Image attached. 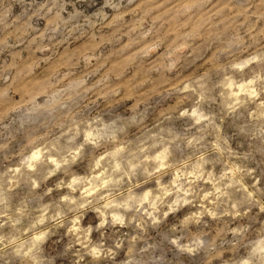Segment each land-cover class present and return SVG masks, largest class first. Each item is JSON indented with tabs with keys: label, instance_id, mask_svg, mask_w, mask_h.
<instances>
[{
	"label": "clouds",
	"instance_id": "obj_1",
	"mask_svg": "<svg viewBox=\"0 0 264 264\" xmlns=\"http://www.w3.org/2000/svg\"><path fill=\"white\" fill-rule=\"evenodd\" d=\"M83 3L41 0L17 27L0 2V120L26 118L0 185V262L56 264L46 248L63 242L70 264H264V0ZM133 73L144 84L125 99ZM37 115L55 118L26 130ZM24 177L39 203L13 205Z\"/></svg>",
	"mask_w": 264,
	"mask_h": 264
},
{
	"label": "rangeland",
	"instance_id": "obj_2",
	"mask_svg": "<svg viewBox=\"0 0 264 264\" xmlns=\"http://www.w3.org/2000/svg\"><path fill=\"white\" fill-rule=\"evenodd\" d=\"M4 4V6L8 9V16L12 21H15V26H23L26 21H28L29 17L32 15V12L39 6L41 3V0H0ZM148 3H153V0H148ZM94 5L98 6V0H85V3L78 4L77 8L80 9L84 15H89L94 11ZM154 12H158L157 9L148 7L145 9L144 13L142 14L141 18L137 21L136 26L132 28V32L135 33L137 30V27L144 24L146 22L145 18L152 15ZM168 15V11H164L163 13H158L154 16H152V19L150 21H147L148 23H156L161 20L162 16ZM31 30L35 31L41 26V21L39 18H33L31 21ZM106 41L104 39L101 40L99 45H96V47H101ZM134 41H129L124 44V46L119 50L121 53L125 50L131 49L133 46ZM143 54L147 56L150 52H153L154 49L149 46L144 48ZM199 50H197V53ZM137 53H133L130 56L125 57L122 61L119 63H112L109 72H115L116 78L119 79L121 76H123L129 69V67L132 65L133 61L135 60ZM215 59H219V57H214ZM0 59H3L0 57ZM103 67V65H101ZM29 70H31L29 68ZM207 76V74H205ZM105 79H107V73L105 74ZM136 79V73H133V76L126 80L122 87L126 90L128 95L125 97V99H131L132 93L136 91V89L143 86L144 81L141 80L138 83H134ZM93 103H95L93 101ZM134 110V109H133ZM169 111H172V109H169ZM12 114H15V110H12ZM4 117L9 116V112H4ZM112 114H109L106 116V118H111ZM55 117H49L47 115H37L31 118H27L30 120V124L26 126V130H31L32 128L40 125L42 122H46L50 119H54ZM25 117L23 116H14L10 118L9 121H6V123L9 124V127H4L2 120H0V185L4 183V180L9 177V173L6 171V167L10 166L13 163V160L16 158V154L18 151H22V148L20 146V139H19V133L17 132L19 124L23 123L25 121ZM170 123L173 126V129L175 127L181 128L183 126L184 122H176L175 120H171ZM257 148H259L258 145L253 146V150L255 151ZM244 151H247L248 148L245 146L243 149ZM190 154L189 150L186 149L183 146V143L181 142L178 146L174 147L173 149V157L172 159L174 161L183 159L187 157ZM255 163L260 164V170L264 171V156L256 155ZM219 167V165H218ZM44 171L43 166H41L40 172L37 173V175H42ZM27 177L23 178V184L21 187H19L15 192H13L9 199L11 200L12 204L15 205L18 201L21 199H27L29 203H39V197L34 196L32 193H28L27 197H25L26 192V185H27ZM54 195H59L54 194ZM95 223V220L91 217L89 218L86 223ZM171 222V221H170ZM213 225L209 224V229H205L212 231ZM2 234V233H0ZM154 239L159 240L160 237L156 234H152ZM95 238V235H94ZM230 239V238H229ZM225 247H228L226 244ZM63 251V242L60 244H54L52 242L49 243V246L46 248V255L50 257H56V264H70L71 257L70 255H62ZM160 252H157L156 255H160ZM229 257L226 255L225 259H228ZM165 259L171 261V264H178L179 260H184L185 264H203L204 257L198 256L194 260L189 261L187 258H180L177 257L175 253H168L165 255ZM2 264V262H0ZM12 264H15L14 261H12ZM219 264V262H217Z\"/></svg>",
	"mask_w": 264,
	"mask_h": 264
}]
</instances>
